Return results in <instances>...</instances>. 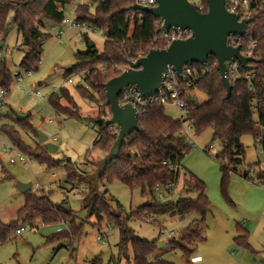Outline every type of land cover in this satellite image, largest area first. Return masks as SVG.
Returning <instances> with one entry per match:
<instances>
[{
  "label": "trees",
  "instance_id": "1",
  "mask_svg": "<svg viewBox=\"0 0 264 264\" xmlns=\"http://www.w3.org/2000/svg\"><path fill=\"white\" fill-rule=\"evenodd\" d=\"M85 6L75 8L77 22L88 24L99 30L105 36L104 50L101 54H93L88 48L85 53L76 55L79 65L66 71L80 73L85 69L89 72L85 80L86 86L79 87L81 97L93 105L103 107L97 117L98 137L93 149L107 154L117 140V134L108 125L111 119V110L107 104L105 86L111 80L119 77L132 61L145 56L155 48L166 49L165 43L154 44L156 36L155 25L158 19L141 12H132L130 9L138 0H89ZM264 6V0H260ZM72 5V0H31L27 6H17L14 1L0 0V33L4 36L8 31V18L12 16L21 37L24 56L19 67L26 73L36 72L39 69L43 54L46 34L37 30L42 29V22L47 20L51 25H61L66 19V8ZM202 13L208 11L205 0H200L196 6ZM2 35V36H3ZM84 41L89 45V37ZM250 41L257 44L255 62L250 64L255 79L252 84L247 82H231V96L227 92L218 73L217 60L210 58L204 66L195 65L197 70H206V74L197 80L195 88L186 90L182 99L187 104V118L192 130L197 136L212 129L214 142L219 143L221 152L216 157L222 173V188L224 195L232 173L241 174L246 167L245 148L241 143L242 137L251 135L254 140L261 139L264 161V9L259 11L250 21L244 48ZM98 71L96 68L101 67ZM5 63L0 62V88L8 90L13 79ZM193 90L204 93L208 101L197 105L187 96ZM68 91H62L61 96L54 92L49 98V104L58 115L81 120V115L69 112L62 105L68 102ZM17 123L25 132L35 133L31 125L30 116L17 119ZM183 124L167 117L164 107L152 106L147 115L140 121V131L132 135L125 143L117 160L112 162L98 184L93 189L89 183L88 172H80L71 162L65 164L67 183L73 190L79 189L75 180H81L80 187L84 186L83 211L87 212L88 219L93 226L99 227L105 220L109 225L121 230L120 252L126 257L128 246L132 247L133 257L129 264H173L162 258L158 250V242L141 239L128 228V219L121 212L112 208L107 201V191L100 192L99 184L103 181H120L129 189L138 188L142 196H151L153 203L138 209L135 216L146 214L148 217L193 218L191 224L185 228L178 238H172L166 244L169 251H180L187 257L196 254L198 246L205 240V222L209 213L210 202L206 197V186L196 177L187 173L181 167L185 158L190 155L193 146L185 136H180ZM0 133L5 135L14 148L31 155L28 158L36 160L49 168L59 166L51 155L36 145L28 148L20 138V134L12 127L4 126ZM207 154V149L205 150ZM167 163V165H163ZM99 164V162H98ZM97 164V166H98ZM264 164V162H263ZM97 166H94L97 168ZM252 167H260L257 163ZM95 168V169H96ZM182 168L183 172L179 170ZM251 169V167H249ZM245 178L248 177L245 174ZM182 181V195L176 203H159L153 196V189L158 185L166 186L170 183L179 184ZM258 184L264 187V171L260 172ZM75 186V187H74ZM195 196V197H193ZM25 205L17 213V219L10 224H4L0 219V244L9 240L21 225L40 220L46 226L65 224L69 232H59L48 237V244H56L58 249L63 243L79 240L83 236L84 225H78L75 217L63 207L55 206L48 196H37L31 192L25 195ZM119 210H121L119 206ZM132 216L134 214L132 213ZM235 243L240 247L251 250L248 236L241 227ZM57 249V250H58ZM92 264H100L94 260Z\"/></svg>",
  "mask_w": 264,
  "mask_h": 264
},
{
  "label": "rangeland",
  "instance_id": "2",
  "mask_svg": "<svg viewBox=\"0 0 264 264\" xmlns=\"http://www.w3.org/2000/svg\"><path fill=\"white\" fill-rule=\"evenodd\" d=\"M7 1L17 2L19 0ZM188 1L195 6L200 4V0ZM87 2L90 3L89 0ZM74 16L75 5H71L66 8V18L71 20ZM11 19L10 15L7 22V35L2 34V36L0 33V62L6 64L11 76L15 72L22 73L25 82L21 88L13 81L9 89H6L7 95L1 100L0 105V130L4 126L12 127L20 134L26 147L34 148L37 143L44 148V145L39 144L34 132H25L17 123L20 114L30 116L34 129L57 137L56 141L52 138L48 139V143L58 148L51 157L60 165L49 168L35 159L32 167L25 168L20 163L12 165L10 159L17 158L18 153L21 152L29 157L31 155L17 148L8 152L7 149L12 144L5 135L0 133V219L7 225L16 221L17 213L24 207L26 200L25 195L17 190V185L24 184L32 186L33 194L39 197L48 196L55 206L68 207V212L75 217L77 224L84 225V227L83 236L79 240L65 242L64 246L58 249L59 246L56 244H48L47 239L59 233L57 229L63 225L64 228L62 227L60 232H69L70 229L65 224L57 228L56 225L46 226L40 220L28 223L34 227V230L30 229L20 236L13 233L9 240L0 244V264H92L97 259L100 264H129V261L132 262L133 251L132 247L128 246L127 256H121V230L109 225L107 220L99 227H95L88 219L87 212L83 211L84 186L80 187V181L84 177L80 176L79 180H75L77 184L80 183L79 189L73 190L67 183L65 168L67 162H71L80 172H87L86 167L90 166L88 173L92 174L96 168L94 166H97L106 155L100 150L93 149L98 137L97 121L94 119L97 120L103 107L99 109L84 100L78 92L79 87H85L82 80L84 74L89 72L85 69L84 72L66 74L67 67L75 68L79 65L76 55L85 53L88 50V44L81 41L80 33L77 31H69L61 44L57 39V32L53 30V26L56 25H51L49 21L44 20L41 29L37 23V30L46 34L47 41L43 47L39 69L28 78V73L19 67L24 51L21 48L22 40L18 35L17 27ZM88 37L97 53L101 54L105 45L103 33L94 30L88 33ZM101 68L102 66L96 69L101 71ZM128 69L129 66L126 70ZM11 78L13 79V76ZM69 79L74 83L69 84ZM1 90L3 89L0 88V92ZM28 90L38 91L41 96L32 97L27 93ZM62 91L69 92L68 102H62V105L69 112L77 111L81 115V120L58 115L50 106V96L54 92L57 96H61ZM187 96L197 105L208 101L207 96L198 90L191 91ZM164 113L174 120H179L182 114L174 106L164 107ZM46 120H52V122L48 123ZM212 138V129L200 136H197L194 130H187V141L193 146V150L185 161L205 181L213 209V217L207 223L208 232H204V237L209 240L199 244L194 256H198L201 252L211 253L214 257L211 264H264V189L258 184V177L264 167L262 147L251 135L242 137L241 143L246 152V168L241 174L232 173L230 175L226 189L227 196H225L222 188L223 176L216 162L221 147ZM210 147L213 149L207 154L205 150ZM257 163H260V167H252ZM248 170H251V174L244 178ZM253 175L256 177L252 178ZM99 189L100 192H108L107 201L114 210L121 212L123 217L128 219V228L137 237L150 242L157 241L167 244L170 241L169 234H173L174 238L180 237L182 231L193 220V218L181 220L180 218L156 217L151 222L144 213L135 216L134 212L138 209L153 203L152 197L142 196L140 189L131 190L118 180L103 181L99 184ZM181 195V190H178L167 199L166 203H176ZM231 220L234 221L235 229L239 226L246 232L251 250L235 243L236 238L241 235L238 232L232 237L233 239L231 238V241L223 244L224 247L220 252L213 248L216 228H226V222H231ZM28 224H23L20 228H25ZM98 238H102L103 242L98 241ZM161 249L158 254L162 255L164 260L171 261L170 263L187 264V260L191 261L192 257L187 258L180 251H169L165 246Z\"/></svg>",
  "mask_w": 264,
  "mask_h": 264
},
{
  "label": "water",
  "instance_id": "3",
  "mask_svg": "<svg viewBox=\"0 0 264 264\" xmlns=\"http://www.w3.org/2000/svg\"><path fill=\"white\" fill-rule=\"evenodd\" d=\"M31 0H19L17 6H27ZM155 8L134 5L132 12H141L161 19L164 30H189L191 37L187 40L172 42L166 49H153L144 57L132 62L129 69L119 77L111 80L105 86L107 104L111 110V119L108 125L115 126L119 132L117 140L110 151L100 160L96 170L89 175V183L94 189L99 178L104 175L108 166L120 156L124 143L135 133L140 131V120L137 110L132 106H120L118 98L129 87H136L145 98L157 94L164 87V72L173 68L179 79H182L183 68L197 64L204 66L210 58L217 60L218 73L227 92L231 96L232 84L227 77V62L237 61L245 71H252L251 63L255 60L242 55L241 47L228 46L230 37L244 38L248 22H239L238 18L229 13L226 8L227 0H205L208 11L202 13L188 0H156ZM2 45V44H1ZM88 48L96 53L93 43ZM72 67H67L66 71ZM26 115L20 114L19 119ZM39 144L53 155L58 148L48 143V137L35 129ZM17 190L26 195L32 191L31 185L18 184ZM63 209L68 211V207ZM166 243H159L162 248Z\"/></svg>",
  "mask_w": 264,
  "mask_h": 264
},
{
  "label": "built area",
  "instance_id": "4",
  "mask_svg": "<svg viewBox=\"0 0 264 264\" xmlns=\"http://www.w3.org/2000/svg\"><path fill=\"white\" fill-rule=\"evenodd\" d=\"M87 0H72V5H75V8L85 6L87 5ZM135 5H140L142 7L147 8H155L157 6L156 0H138ZM226 8L229 11V13L235 15L239 22L246 21L248 22V26L246 29V33L250 24V21L254 18V16L261 10L264 9L263 3L260 2V0H227L226 1ZM57 26H66L64 28H59ZM156 28V36L154 38V44L157 45L159 43H165L167 47L174 41L177 40H187L191 37V32L189 30H181V29H172L170 32H167L164 30V24L161 19H158V22L155 25ZM53 30L57 32V39L59 43H63L65 37L67 36V33L69 31H77L80 33L81 41H84L85 36H88V33L93 32L95 29H93L88 24H81L76 21V19L73 17V19L68 20L67 18L63 21L61 25L53 26ZM97 31V30H96ZM246 36V34H245ZM245 38V37H244ZM244 38L240 37H230L227 41L228 46L237 48L241 47V53L243 56L255 59V50L257 47V44L255 41H250L246 48H244ZM160 49V48H155ZM144 56H139V59ZM138 60V59H137ZM135 60L134 62H136ZM197 64L188 65L183 68L182 71V79L178 78V75L174 71L173 68H168L164 74V87L161 89L157 94H155L152 97L145 98L143 94L136 88V87H129L126 88L119 96L118 102L120 106H132L137 110L139 120L141 121L143 118L146 117L147 111L152 106H174L176 107L179 112H182L180 118L178 121H180L183 124V130L180 132V136H185L187 138V130H192V127L190 123L188 122L187 118V104L182 99V95L186 90H192L195 88L197 80L200 79V77L204 74H206V70H202L199 72L197 68L195 67ZM227 77L230 81L236 82V81H243L247 82L249 85L252 84L253 80L255 79V74L250 71H245L242 69L240 64L237 61H231L227 62ZM33 72H28L27 77H32ZM89 74H84V78L82 82L85 85V88H87L85 80L88 77ZM13 81L17 83L18 86L21 88L23 83L25 82L24 77L22 73L15 72L13 75ZM69 84H73L74 82L69 79ZM6 90H1L0 92V105L1 100L7 95ZM28 94H30L32 97L39 98L41 96V93L38 91H27ZM48 123H50V120H47ZM111 130L115 132L118 135V128L115 126L111 127ZM264 134V130H263ZM48 139L52 138V140L56 141L57 137H53L50 134H46ZM256 143L261 145V139H257ZM213 148L210 147L207 149V152L210 153V151ZM12 150H15L13 146H9L7 151L12 152ZM17 150V149H16ZM263 154V152H262ZM10 163L12 165H15L17 163L22 164L25 168L32 167L34 160L28 158L26 155L22 154L21 152L17 154V158L10 159ZM163 165H167V163H164ZM182 167V166H181ZM180 171L183 172L182 168H179ZM264 171V167L263 170ZM247 175L251 174V170H248L246 172ZM256 176L253 175L252 178H255ZM179 184L170 183L166 186L158 185L153 189V196L155 200L161 204L166 203L167 199L172 196L174 192L178 190ZM147 219L151 222L154 221L153 217H148ZM25 228H20L16 231V235L20 236L24 232L33 229L30 224L26 225ZM68 227V226H66ZM169 239L173 238V234L168 235ZM98 241L103 242L102 238H98Z\"/></svg>",
  "mask_w": 264,
  "mask_h": 264
},
{
  "label": "crops",
  "instance_id": "5",
  "mask_svg": "<svg viewBox=\"0 0 264 264\" xmlns=\"http://www.w3.org/2000/svg\"><path fill=\"white\" fill-rule=\"evenodd\" d=\"M51 122H52V120H50ZM46 122H47V120H46ZM50 122V123H51ZM212 136H213V132H212ZM191 155V154H190ZM189 156V155H188ZM187 156V157H188ZM186 157V158H187ZM185 158V159H186ZM182 168H183V170H185L187 173H189L190 175H192V176H194V177H196L199 181H201L202 183H204L205 184V181L202 179V177L195 171V170H193L191 167H189L188 165H187V161H183V163H182ZM91 167L89 166V167H86V170H88L89 171V169H90ZM96 170V169H95ZM87 171V172H88ZM246 174V173H245ZM246 176V175H245ZM245 176H243L244 178H245ZM181 183V182H180ZM205 186H206V184H205ZM261 188H262V186H261ZM182 189V183L181 184H179V186H178V190H181ZM263 189H264V187H263ZM177 190V191H178ZM176 191V192H177ZM176 192H174L173 194H175ZM206 197L208 198V200H209V202H210V206H209V213H208V215H207V217H206V222H205V225H206V227H205V233L206 232H208V228H207V223H208V220L211 218V217H213V209H212V204H211V201H210V199H209V195L207 194V186H206ZM42 222V221H41ZM226 224H227V227L226 228H216V232H214V243H215V245H214V247L213 248H215V249H217V250H219V252L223 249V244H227V241H231V238L234 236V235H236V233H237V229H235L234 228V226H235V224H234V221L233 220H231V222H226ZM57 226V228L58 227H61V225H56ZM55 226V227H56ZM63 228H64V225L62 226ZM61 227V228H62ZM61 228L60 229H57V232H60V231H62L61 230ZM64 230V229H63ZM56 232V233H57ZM233 239V238H232ZM209 240V238L207 239V238H205V240H204V243H206L207 241ZM165 247H166V245H165ZM162 249L161 248H159V251H161ZM213 250V249H212ZM187 258H189V257H187ZM213 260H214V257H213V255L210 253V254H207V253H203V252H201L198 256H192V258H191V261L189 262L188 260H187V264H204V263H208V264H211L212 262H213ZM171 262V261H170ZM173 263V262H172ZM174 264V263H173Z\"/></svg>",
  "mask_w": 264,
  "mask_h": 264
}]
</instances>
